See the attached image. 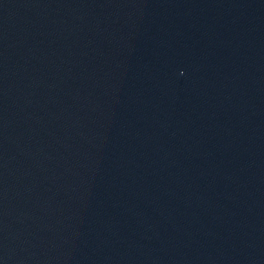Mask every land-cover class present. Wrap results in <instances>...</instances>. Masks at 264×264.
Instances as JSON below:
<instances>
[{
	"label": "water",
	"instance_id": "95a60500",
	"mask_svg": "<svg viewBox=\"0 0 264 264\" xmlns=\"http://www.w3.org/2000/svg\"><path fill=\"white\" fill-rule=\"evenodd\" d=\"M264 38V0H246Z\"/></svg>",
	"mask_w": 264,
	"mask_h": 264
}]
</instances>
